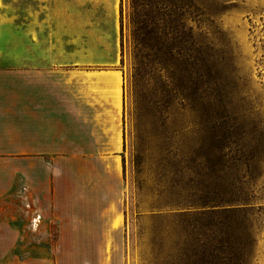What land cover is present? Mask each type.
Listing matches in <instances>:
<instances>
[{"label":"rangeland","instance_id":"374dc122","mask_svg":"<svg viewBox=\"0 0 264 264\" xmlns=\"http://www.w3.org/2000/svg\"><path fill=\"white\" fill-rule=\"evenodd\" d=\"M195 1L204 15L189 23L205 63L199 60L196 71L181 65L167 66L162 75L152 70L139 87L132 79L134 57L153 61L160 53L153 46L135 51L131 0L121 1L123 57L118 67L123 72L124 142L113 202L117 201L119 216L114 227L121 218L123 225L104 236L105 223L97 221L86 226L92 230L86 236L60 237L56 221L36 225L39 214L30 213L26 236L10 239L20 245L19 252L0 254V264L207 263L196 247L210 237H198L192 230L191 180L198 172L208 173L206 157L219 150L212 152L210 145L199 142L215 136L217 141L239 143L232 152L241 150L252 158L248 174L253 176L246 175L243 181L248 185L242 186L253 190L249 214L254 232L250 237L231 235V240L250 245L248 264H264V0ZM87 64L88 69L99 68ZM167 71L176 76L178 89L162 87L169 79L164 76ZM209 122L204 125L216 124L215 129L201 131V124ZM83 167L90 174L94 165L87 162ZM235 178L227 169L226 182L233 184ZM105 197L97 196L80 210L78 205L77 211L97 217L109 198Z\"/></svg>","mask_w":264,"mask_h":264},{"label":"crops","instance_id":"0c3cea01","mask_svg":"<svg viewBox=\"0 0 264 264\" xmlns=\"http://www.w3.org/2000/svg\"><path fill=\"white\" fill-rule=\"evenodd\" d=\"M121 1L0 0V254L19 252L10 239L26 236L30 213L39 214L36 225L56 221L60 237L86 236L97 221L108 236L124 223L114 227L124 142ZM97 196L110 198L99 216L77 211Z\"/></svg>","mask_w":264,"mask_h":264},{"label":"trees","instance_id":"16d2710c","mask_svg":"<svg viewBox=\"0 0 264 264\" xmlns=\"http://www.w3.org/2000/svg\"><path fill=\"white\" fill-rule=\"evenodd\" d=\"M131 9L135 51L138 53L147 46H153L160 53V59L156 54L153 61H146L136 54L132 67L134 86L139 87L144 83L152 70L162 75L167 66L172 69L181 65L196 71L199 60L205 63L204 53L201 48L197 49L194 28L189 23L204 15L195 0H131ZM167 74H163L169 79L162 87L178 89L176 76L169 72ZM203 125L201 131L212 130L216 126L213 124L208 128ZM218 137H211L207 143L199 142V146L206 147L208 144L212 152H219L206 157L208 173L198 172L195 176L198 177L191 180L195 191L191 205L195 212L192 230L198 237H210L207 244L197 246L196 250L209 260L204 264H248L246 254L250 245L235 244L231 235L250 237L254 232L249 214L253 190L242 186L247 184L243 181L246 175H251L248 171L252 158L240 154L239 151L243 152L241 150L232 152L234 146H240L239 143L217 141ZM200 160L204 158L200 157ZM244 167L248 169L246 172L243 171ZM227 169L233 170L236 176L233 184L225 180Z\"/></svg>","mask_w":264,"mask_h":264},{"label":"built area","instance_id":"2783aa9c","mask_svg":"<svg viewBox=\"0 0 264 264\" xmlns=\"http://www.w3.org/2000/svg\"><path fill=\"white\" fill-rule=\"evenodd\" d=\"M40 216H37V218L34 219V221L36 222L39 219Z\"/></svg>","mask_w":264,"mask_h":264}]
</instances>
